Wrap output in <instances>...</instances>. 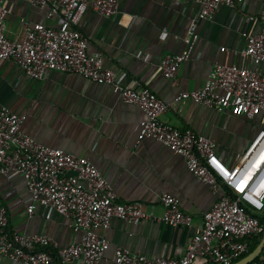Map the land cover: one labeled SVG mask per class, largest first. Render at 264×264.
Instances as JSON below:
<instances>
[{"label":"crops","instance_id":"obj_1","mask_svg":"<svg viewBox=\"0 0 264 264\" xmlns=\"http://www.w3.org/2000/svg\"><path fill=\"white\" fill-rule=\"evenodd\" d=\"M8 3L12 12L6 21V32L12 39L23 37L26 23H59L57 18H48V7L27 0ZM199 8L195 0H120L119 12L114 16L90 9L82 27L90 37L89 53L102 55L105 65L117 71L124 85L133 89L147 86L166 101L181 91L201 89L215 64H242L244 32L260 29L264 0H245L234 9L222 5L213 20L199 19L198 38L189 57L174 78H165L159 63L167 55L187 50L185 37ZM0 105L25 114L23 131L39 143L92 161L120 202L137 201L145 211L162 215L161 196L169 193L178 197L183 211L193 216L190 227L151 220L131 224L114 218L108 229H97L110 240L111 248L95 264H115L114 250L120 246L150 258L184 255L217 195L187 169L181 155L153 139L138 141L145 115L137 105L126 102L111 86L94 83L79 74L49 71L43 78H33L13 61L0 62ZM161 120L214 140L217 154L229 167L237 164L258 128L264 127L260 119L230 111L218 113L191 100L171 107ZM30 198L22 175L0 174V206L7 208L11 229L51 237L53 244L48 250L55 264H84L59 260L58 250L78 242L80 234L55 210L46 211L38 205L30 214ZM0 264L18 263L0 254ZM194 264H205V259L199 257Z\"/></svg>","mask_w":264,"mask_h":264},{"label":"built area","instance_id":"obj_2","mask_svg":"<svg viewBox=\"0 0 264 264\" xmlns=\"http://www.w3.org/2000/svg\"><path fill=\"white\" fill-rule=\"evenodd\" d=\"M8 1L0 0V62L13 61L33 78L60 71L111 86L122 99L144 112L138 141L153 139L181 155L187 169L217 195L213 207L204 214L202 228L193 235L182 257L150 258L120 246L114 250V263L194 264L201 257L205 264H233L247 255L252 238L264 234V223L253 214L264 211V127L258 128L237 164L229 167L217 154L214 140L193 129L168 125L161 116L171 107L191 100L218 113L230 111L260 119L264 124V9L259 16L260 29L244 32L246 46L240 52L241 65L217 63L203 88L181 91L166 101L147 86L133 89L124 85L117 71L105 65L102 55L89 53L90 37L82 28L87 11L114 16L119 12L120 0H27L48 7V18H57L59 23L56 26L26 23L24 35L19 39L10 38L6 32V21L12 12ZM195 1L200 8L185 37L187 50L167 55L159 63V71L165 78H174L189 57L198 38L199 19L211 21L220 6L234 9L245 2ZM26 119L25 114L0 105V174L24 177L31 196L30 214L38 205L46 211L55 210L80 234L78 242L58 250L61 262H99L111 244L97 229H108L114 218L131 224L151 220L178 227L192 226L193 216L183 211L181 200L172 194L161 196L162 215L145 211L137 201L120 202L112 185L92 161L39 143L23 131ZM52 244L47 235L12 230L7 208L0 206V254L18 264H55L48 250ZM261 255L264 256V248ZM251 263L264 264V259Z\"/></svg>","mask_w":264,"mask_h":264},{"label":"water","instance_id":"obj_3","mask_svg":"<svg viewBox=\"0 0 264 264\" xmlns=\"http://www.w3.org/2000/svg\"><path fill=\"white\" fill-rule=\"evenodd\" d=\"M263 248H264V234H263V237H262L260 243L258 244V246L253 251H251L249 254H247L246 256L241 258L240 260L234 262L233 264H249V263H251L252 261H254V259H256L260 255Z\"/></svg>","mask_w":264,"mask_h":264},{"label":"trees","instance_id":"obj_4","mask_svg":"<svg viewBox=\"0 0 264 264\" xmlns=\"http://www.w3.org/2000/svg\"><path fill=\"white\" fill-rule=\"evenodd\" d=\"M249 212L252 213V211L250 209H249ZM253 214L255 216L261 218L262 222L264 223V211L262 213L253 212ZM262 237H263V235H260V236H257V237L252 238L250 251L254 250L258 246V244L260 243ZM259 259H260V256L257 257L255 259V261H258ZM250 264H252V263H250Z\"/></svg>","mask_w":264,"mask_h":264}]
</instances>
